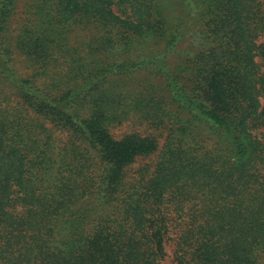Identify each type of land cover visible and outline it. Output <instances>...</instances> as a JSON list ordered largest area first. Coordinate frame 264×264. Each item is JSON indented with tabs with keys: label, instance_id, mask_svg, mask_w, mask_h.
Wrapping results in <instances>:
<instances>
[{
	"label": "trees",
	"instance_id": "trees-1",
	"mask_svg": "<svg viewBox=\"0 0 264 264\" xmlns=\"http://www.w3.org/2000/svg\"><path fill=\"white\" fill-rule=\"evenodd\" d=\"M159 3L204 4L209 11L200 17L216 41L191 61L190 90L177 79L171 111L120 86L102 89L138 65L124 55L155 24H172L174 9L166 16ZM14 6L0 0V76L20 99L0 116V264H162L171 233L180 264H264L260 0H44L36 7L41 19L19 33L11 30ZM191 16L177 14L172 30L184 32ZM82 25L92 35L73 48L68 36ZM115 28L134 39L116 47ZM64 46L72 65L50 73ZM108 48L112 63L89 60ZM17 50L44 65L38 76L48 82L18 75ZM150 57L157 71L169 70ZM126 94L133 98L126 102ZM132 111L172 126L154 164L135 171L139 156L158 150L136 135H113V124Z\"/></svg>",
	"mask_w": 264,
	"mask_h": 264
},
{
	"label": "rangeland",
	"instance_id": "rangeland-1",
	"mask_svg": "<svg viewBox=\"0 0 264 264\" xmlns=\"http://www.w3.org/2000/svg\"><path fill=\"white\" fill-rule=\"evenodd\" d=\"M41 1L44 2V0H15L10 23L11 30H15L19 33L26 22L40 20L41 16L37 13L36 7ZM159 4L166 16L174 9L171 13V16L173 17L172 24H155V31L152 33L153 35L142 37L140 45H137L131 52H127L124 55L125 59L133 62L136 60L139 61L138 65L135 67H129V69L121 75H113L111 80H114V84L106 82L104 85L103 83L102 89L104 90L105 86L106 88L120 86L125 93L133 94L134 97L137 96L142 99L160 102L165 101L163 107L165 110L171 111L173 110V107L177 106V104L171 103V96L175 93L173 88L178 85L177 79H179L180 86L183 85L190 90L194 86L190 79L196 74L195 70L193 71L189 68L194 66V62L191 61L195 59V55H205L216 41L214 35L210 31V26L205 24L203 21L204 19L200 17L202 14L209 11H206L204 4L195 3L187 8V10L175 9L177 6L170 9L163 6L161 3ZM260 4L264 10V0H260ZM50 10L51 9H49L48 12H50ZM180 12H182L184 16L192 13L190 18H186L184 24L186 30L184 32L180 29L176 31L172 30L177 27L178 23H176V16ZM47 13H45L46 17ZM88 34L92 35V28H87L84 25L76 27L75 30L69 34L68 42L71 44V47L77 48V46H81L82 43L89 40V38L86 37ZM172 34L178 35L177 40L174 44H171L167 50V41L169 42L170 37L173 38ZM110 35L111 43L116 47L120 46L124 41L126 44H130L134 39L131 32L121 28H115ZM263 41L264 30H261L257 42L262 43ZM69 43H67V45L70 47ZM63 50L60 58L55 55V58L57 57L55 62L53 61L55 58L51 57L52 62H50V66L47 68V71L50 73L55 71L56 68L54 67H57L59 72L66 74L70 68L69 66L72 65V62L69 61L70 56L68 54V48L64 46ZM110 51L109 48L103 49L101 52L97 51L95 54L93 51V58H90L89 60H103L112 63L115 60V53L113 54ZM152 52L155 55H159V60L163 59L164 63L167 64L168 71H157V61L150 60V58H153L150 57ZM85 53H90L89 49L85 50L84 48L81 54ZM259 61L261 62V59ZM146 62H148L146 65L140 64ZM13 65L21 78L35 77L38 79V73L44 71V65L38 61H31L26 55L18 50L13 52ZM172 81L175 83L172 84ZM44 82H48V80L39 77L37 84L42 86L44 85ZM107 90L108 89H105V91ZM115 93L116 92L111 90L110 95ZM126 95V102L127 100L129 101L130 98H133V96L129 97L128 94ZM19 101L20 99L14 93L12 86L0 76V116L4 115V109H11L12 107L17 106ZM127 117L129 118L113 124V135L118 139L125 138L128 135H136L142 139L150 140L152 142V148L154 150L156 149V151L162 147L170 129L172 128L168 121L154 122L142 119L140 112L132 111ZM159 151L160 150L152 153L148 157L139 156L136 163L133 164L134 168L131 167V169L135 171L136 168L145 164H154L156 155ZM175 237L176 235L171 233L170 239L166 242V252L162 264H180L175 256Z\"/></svg>",
	"mask_w": 264,
	"mask_h": 264
}]
</instances>
